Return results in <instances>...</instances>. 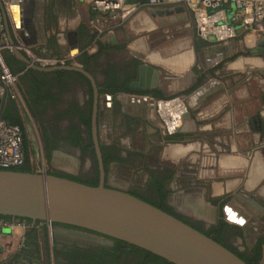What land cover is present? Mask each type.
<instances>
[{
  "label": "crops",
  "instance_id": "obj_1",
  "mask_svg": "<svg viewBox=\"0 0 264 264\" xmlns=\"http://www.w3.org/2000/svg\"><path fill=\"white\" fill-rule=\"evenodd\" d=\"M0 1L7 20L5 25L0 4V51L18 74L15 99L0 82V116H18L24 138L91 137V126L88 134L83 122L91 120L93 107L88 78L71 70L33 68L31 64H39L27 50L65 58V64L82 67L96 81L98 138L104 149L117 150L115 168L134 171L136 166L190 160L197 167L199 187L198 195L189 192L187 200L201 208L200 215L219 206L227 221V209L238 213L244 221L234 224L240 227L252 230L247 224L251 219L264 223L260 29L233 22L236 36L221 43L197 36L192 13L183 4L125 0L135 6L134 12L113 17L96 11L90 0ZM225 9L230 19L236 13L230 4ZM50 66L56 65L43 67ZM172 95L183 96L188 109L179 131L167 135L154 101ZM27 152L30 155L28 147ZM67 152L80 156L63 140L50 155L59 153L65 159ZM58 228L55 233L70 231ZM29 230L30 225L0 234V264L37 260L40 247L26 242Z\"/></svg>",
  "mask_w": 264,
  "mask_h": 264
},
{
  "label": "water",
  "instance_id": "obj_2",
  "mask_svg": "<svg viewBox=\"0 0 264 264\" xmlns=\"http://www.w3.org/2000/svg\"><path fill=\"white\" fill-rule=\"evenodd\" d=\"M0 4L7 25L5 8L1 1ZM8 38L13 46L9 34ZM31 66L44 71H76L88 78L93 90L91 138L98 185L90 186L48 173L0 169V214L72 225L83 229L76 230L98 243L111 244V239L106 237L119 239L175 264H247L225 246L173 215L125 190L106 186L96 122L99 94L95 79L77 65ZM56 231L60 229L56 227ZM3 232L9 233L10 229L5 228Z\"/></svg>",
  "mask_w": 264,
  "mask_h": 264
},
{
  "label": "built area",
  "instance_id": "obj_3",
  "mask_svg": "<svg viewBox=\"0 0 264 264\" xmlns=\"http://www.w3.org/2000/svg\"><path fill=\"white\" fill-rule=\"evenodd\" d=\"M5 1V0H2ZM96 11L127 17L136 9L133 4H127L125 0H90ZM151 5L183 4L192 13L197 36L207 40L210 37L217 42H227L236 36L233 22L252 27L255 26L264 35V0H149ZM232 5L236 13L228 17L225 6ZM0 29L1 15H0ZM31 61L41 66L63 65L65 58L40 57L30 53ZM18 74L14 73L5 61L0 51V82L8 89L10 99L16 98L15 85ZM187 103L181 95H172L166 98L155 99L154 110L167 135H173L179 131L184 115L187 113ZM25 156L23 149V132L18 124L8 123L0 118V169L21 166ZM25 221L19 219L0 218V234L3 229L10 230L15 227H27Z\"/></svg>",
  "mask_w": 264,
  "mask_h": 264
},
{
  "label": "rangeland",
  "instance_id": "obj_4",
  "mask_svg": "<svg viewBox=\"0 0 264 264\" xmlns=\"http://www.w3.org/2000/svg\"><path fill=\"white\" fill-rule=\"evenodd\" d=\"M27 139V147L28 151L30 152V155H28V163L30 165V168L35 173H47V172H60V173H67L76 175L82 179H87L91 177L94 174V160L93 156L91 154L86 156H79L74 155L73 153L67 152L65 159L60 158L59 153H53L50 155L49 159L45 157L44 153V146H43V138H26ZM74 152H77L74 150ZM189 159V158H188ZM190 160H180L176 164L172 163H166V164H149V167H139L134 169V171H126V170H119L118 168L112 167L111 170H106L105 175L107 178V185L109 187L121 189L128 191L129 189L133 188L134 186H142L143 182L146 178V174L150 170H155L153 167L159 165L163 166L165 168L173 169V175L171 179L168 182V186L172 189H169L170 192H175L172 195V199L174 195L179 197V202H185L183 200V197L185 194L187 195L188 192L191 193L192 197L198 195V179H197V167L189 163ZM167 166V167H166ZM151 167V168H150ZM158 167V166H157ZM130 170V169H129ZM140 171V172H137ZM134 172V173H133ZM137 172V173H136ZM138 184V185H137ZM191 188V189H190ZM167 201L168 205L173 208L174 210H177V212H180V215L187 216L189 218V221H192L196 225H202L207 228L205 231H209L208 224H212L213 217H211V212L206 213L205 217L203 215H200L199 212H197L195 209L192 210L190 208V204L183 207V205H179L175 203L173 200ZM188 201V200H186ZM189 202V201H188ZM177 207V209L175 208ZM223 219L227 226L224 228L223 234H222V241L225 245L237 250L238 252H241L245 255L250 254L247 250V245H250L252 241L254 240L255 233L251 234V238L245 239L240 230L245 229L247 225L244 227H240L234 223H231L227 220H225L224 215L221 212V208L218 206V217H217V223L213 226H217L220 219ZM211 221V222H210ZM261 224L263 227L261 221L255 219L254 221L251 219L250 226L253 224ZM47 224V225H46ZM48 229V237L47 241L43 239V236L40 234V227L42 226L41 223L38 225V236H39V249H40V256L37 257V260L32 261L33 264H65L61 261H59L57 258L59 257L58 249L56 248V243L61 244L63 243H69V242H76L81 245L86 246H95L97 245L98 240H94L92 238L87 237L86 235H83L82 231H75L70 230L67 232L55 233L53 229L55 226H51L50 223H46ZM249 224V223H247ZM256 226V225H255ZM57 227V226H56ZM210 227V228H212ZM63 228V227H62ZM251 228V227H250ZM253 228V227H252ZM258 229V226H257ZM246 230V229H245ZM87 233V232H85ZM59 247V246H58ZM256 264H264V246H263V253L261 259Z\"/></svg>",
  "mask_w": 264,
  "mask_h": 264
},
{
  "label": "trees",
  "instance_id": "obj_5",
  "mask_svg": "<svg viewBox=\"0 0 264 264\" xmlns=\"http://www.w3.org/2000/svg\"><path fill=\"white\" fill-rule=\"evenodd\" d=\"M83 57L84 58L82 59V62L85 65L86 53H84ZM80 76L83 77V75L81 74ZM11 107L12 109H14L13 105ZM15 109L17 110L16 106H15ZM0 118L4 119L8 123L18 124L22 128V123L18 116L11 118L8 114L4 113L0 116ZM83 122H84V125L88 129V134H90V126H91L90 117L85 119ZM56 139L57 138H43V146H44L43 150L45 153V157L47 159H49L50 152L55 147L54 142H56ZM62 140L66 141L69 145L73 147L79 148L82 155L90 153L93 156L94 174L87 179H82L76 175L67 174V173H60V172H47V173L60 176V177H65L71 180H75V181H78V182H81V183H84L90 186H97L98 180H99L98 179V166H97V161H96L93 142H92L91 137L89 136V138H87L86 141H84L82 138H79V137L78 138H62ZM23 149H24V156H25L24 164H22L21 166L9 168L8 170H15V171H21V172H33L28 163L27 139L24 137H23ZM100 150L102 154L104 169L106 171L107 165L112 160L116 159L117 161L118 157L114 156L112 153H109L106 157L103 152L104 147L101 146V144H100ZM172 175H173V169H170V168H165L164 170H150L146 174L147 177L145 181L143 182L142 186H134L133 188L129 189L127 192L173 215L174 217L185 222L186 224L192 226L193 228L204 233L205 235L211 237L212 239H214L221 245L231 250L233 253H235L238 257H240L247 264H256L262 257L261 245L264 243L263 239L258 240V242L256 243V246L254 247V251L252 253L245 255L223 243L222 234H223L224 228L227 226V223L222 218L218 222L217 226H213L209 231H204L200 225L193 224L191 221L186 220L184 216L177 213L173 208H171L168 205L167 196L169 194V190L167 188V184L169 180L171 179ZM0 218H5V219L15 218L21 221H25L26 224L30 225V230L26 234V242L34 246L36 249L39 246L38 245L39 236H38V229L36 225L41 223L42 226L40 227V232H41L40 234L43 236V239L47 241L48 229H47V226L45 225L46 222L44 221H40V220L33 221L31 218H28V217H19V216L4 215V214H0ZM51 226H63V227L83 230L81 228H77L72 225L58 224L55 222H53ZM109 239L113 241V244L108 247L102 246L100 254L97 252H94L89 257L85 256L81 258L80 261L74 260L73 258L72 261L69 262V264H175L159 255H156L148 250H145L133 244H129L125 241L115 239V238H109ZM60 254L64 257L65 256L68 257L67 254H63V253H60ZM93 256L94 257L96 256L97 258L95 259L93 258Z\"/></svg>",
  "mask_w": 264,
  "mask_h": 264
},
{
  "label": "flooded vegetation",
  "instance_id": "obj_6",
  "mask_svg": "<svg viewBox=\"0 0 264 264\" xmlns=\"http://www.w3.org/2000/svg\"><path fill=\"white\" fill-rule=\"evenodd\" d=\"M84 141H86V139L87 138H82ZM92 139V138H91ZM60 141H62V138H57L56 139V142H54L55 144H54V149L56 148V146H59V144H60ZM64 141V140H63ZM64 142H66V141H64ZM67 143V142H66ZM68 144V143H67ZM71 146V145H70ZM73 147V146H72ZM74 148H77V147H74ZM54 149H52V151L54 150ZM78 150H79V152H80V156H86V155H89L90 153H88V154H84V155H82L81 154V151H80V149L79 148H77ZM103 152H104V155L107 157V155L109 154V153H112V154H116V152H117V150L115 149V148H113V147H109L108 149H104L103 150ZM116 164V163H118V162H116V161H112V162H110L108 165H107V167H106V170H111V168L112 167H117L116 165H112V164ZM158 166V167H157ZM157 166H155V167H153V169H155V170H164L165 169V167H163V166H159V165H157ZM151 168V167H150ZM106 172V171H105ZM147 177V176H146ZM107 176L105 175V181H104V183H105V185H107ZM146 179V178H145ZM145 181V180H144ZM167 188H168V190L169 189H172L171 188V185H170V188H169V186H168V184H167ZM173 193H175V192H170L169 194H168V196H167V201H169V199L171 200L172 199V195H173ZM189 193V192H188ZM193 195V194H192ZM191 195V196H192ZM187 198H188V194L186 195L185 194V196L183 197V200L185 201V202H179V197L178 196H176V195H174V197H173V201L175 202V203H177V204H179V205H183V207H185V206H187V203H188V205L190 204L188 201H186L187 200ZM176 209H177V207H175ZM190 208H192V210H196L197 212H199L200 213V211H201V208L198 206V205H195V206H190ZM228 208V207H227ZM226 208V209H227ZM176 212L178 211V209L177 210H175ZM221 212H222V214H223V211H222V209H221ZM177 213H180V212H177ZM211 214V217H213V220H211L212 221V224H208V229H211L210 227H212L211 225H215L216 223H217V217H218V210H215L214 212H211L210 213ZM184 216V215H183ZM185 218H186V220H188L189 221V218L187 217V216H184ZM227 218V217H226ZM255 219H253V221H254ZM210 221V222H211ZM192 222V221H191ZM193 223V222H192ZM249 223V226L248 227H253V229L252 230H249V228H247V227H245V229L243 228V229H241L240 230V232H241V234H242V236L245 238V239H247V238H249V236H250V238H251V234L253 233H255V235H254V240L252 241V243L250 244V245H247V250L249 251V253H252L253 251H254V247L256 246V243L258 242V240H260V239H263L264 240V227L261 225V224H253V226L251 225L250 226V222H248ZM194 224V223H193ZM263 225H264V223H262ZM244 225V224H243ZM256 225V226H255ZM257 226H258V229H257ZM56 227V226H55ZM57 227H63V226H57ZM201 227H202V229L205 231V230H207V228L204 226V224H202L201 225ZM63 228H65V229H69V230H76V229H74V228H69V227H63ZM106 238H108V237H106ZM109 239V238H108ZM112 241V240H111ZM225 243V242H224ZM113 244V241L111 242V244L109 243V244H107V243H105V244H102V243H97V245H95V246H86V245H81V244H78V243H76V242H69V243H61V244H59V243H56V248L58 249V251H59V257L57 258L59 261H61V262H63V263H65V264H69V262H71L72 261V259L74 258V260H77V261H80V259L81 258H83V257H89V256H91L94 252H97V253H99L100 254V252H101V248H102V246H105V247H108V246H111ZM59 246V247H58ZM263 246H264V243L261 245V252L263 253ZM60 253H63V254H67V256L68 257H64V256H62ZM77 257V258H76ZM93 258H97L96 256L94 257L93 256ZM1 264H19V263H17V262H15V261H8V262H6V263H1ZM32 264V263H31Z\"/></svg>",
  "mask_w": 264,
  "mask_h": 264
},
{
  "label": "bare ground",
  "instance_id": "obj_7",
  "mask_svg": "<svg viewBox=\"0 0 264 264\" xmlns=\"http://www.w3.org/2000/svg\"><path fill=\"white\" fill-rule=\"evenodd\" d=\"M226 212H227L226 217H227L228 221H230L232 223H239V224L243 223L244 220H242V217L240 215H238V213L235 214V212H233L232 210L228 211V209L226 210Z\"/></svg>",
  "mask_w": 264,
  "mask_h": 264
}]
</instances>
